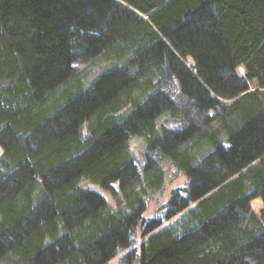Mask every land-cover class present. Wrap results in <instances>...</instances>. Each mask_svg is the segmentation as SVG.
Here are the masks:
<instances>
[{"label": "trees", "instance_id": "1", "mask_svg": "<svg viewBox=\"0 0 264 264\" xmlns=\"http://www.w3.org/2000/svg\"><path fill=\"white\" fill-rule=\"evenodd\" d=\"M125 250L264 264V0H0V264Z\"/></svg>", "mask_w": 264, "mask_h": 264}, {"label": "rangeland", "instance_id": "2", "mask_svg": "<svg viewBox=\"0 0 264 264\" xmlns=\"http://www.w3.org/2000/svg\"><path fill=\"white\" fill-rule=\"evenodd\" d=\"M83 68V67H82ZM97 70V67L95 66L93 68V72ZM132 148L133 151L140 157V153H141V148H142V141L140 139L135 138L133 140L132 143ZM141 158V157H140ZM172 170H167L166 174H165V187L163 189L162 192H160L159 194L153 195V197L150 198V200L147 202L146 205V211L144 213L145 217H153L155 215H157V210L158 208L167 200L169 193L171 191V189L181 186L184 182H185V177L182 174H175L174 172H172ZM85 186H87L88 188L94 189L98 192H100L102 195H104L110 202H111V197H109V195H107V193H105L104 191H102L99 187L91 185V184H84ZM251 208L254 212L258 213L259 210L262 208V202L257 199L254 200L251 203ZM138 235V234H137ZM136 243H139V237L137 236L136 239ZM127 250L125 251H121L118 253V255H116V257H114L109 264H122V257L124 254H126Z\"/></svg>", "mask_w": 264, "mask_h": 264}]
</instances>
